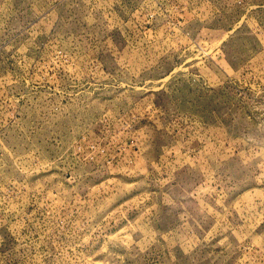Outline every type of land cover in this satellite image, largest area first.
Returning a JSON list of instances; mask_svg holds the SVG:
<instances>
[{
  "label": "rangeland",
  "instance_id": "rangeland-1",
  "mask_svg": "<svg viewBox=\"0 0 264 264\" xmlns=\"http://www.w3.org/2000/svg\"><path fill=\"white\" fill-rule=\"evenodd\" d=\"M0 264H264V0H0Z\"/></svg>",
  "mask_w": 264,
  "mask_h": 264
}]
</instances>
